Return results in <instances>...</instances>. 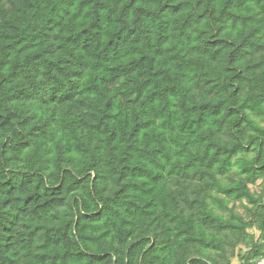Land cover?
I'll return each instance as SVG.
<instances>
[{
	"label": "trees",
	"instance_id": "obj_1",
	"mask_svg": "<svg viewBox=\"0 0 264 264\" xmlns=\"http://www.w3.org/2000/svg\"><path fill=\"white\" fill-rule=\"evenodd\" d=\"M234 258L264 264V0H0V264Z\"/></svg>",
	"mask_w": 264,
	"mask_h": 264
},
{
	"label": "rangeland",
	"instance_id": "obj_2",
	"mask_svg": "<svg viewBox=\"0 0 264 264\" xmlns=\"http://www.w3.org/2000/svg\"><path fill=\"white\" fill-rule=\"evenodd\" d=\"M252 188L255 189L256 187L253 186ZM231 264H239V263H238L237 259L234 258V259H232V263Z\"/></svg>",
	"mask_w": 264,
	"mask_h": 264
}]
</instances>
